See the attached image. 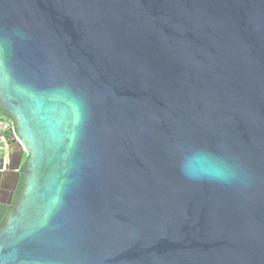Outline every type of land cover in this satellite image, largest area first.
Segmentation results:
<instances>
[{"label":"water","instance_id":"water-1","mask_svg":"<svg viewBox=\"0 0 264 264\" xmlns=\"http://www.w3.org/2000/svg\"><path fill=\"white\" fill-rule=\"evenodd\" d=\"M0 108V264H264V0H0Z\"/></svg>","mask_w":264,"mask_h":264},{"label":"flooded vegetation","instance_id":"flooded-vegetation-1","mask_svg":"<svg viewBox=\"0 0 264 264\" xmlns=\"http://www.w3.org/2000/svg\"><path fill=\"white\" fill-rule=\"evenodd\" d=\"M1 109V108H0ZM2 110V109H1ZM3 111V110H2ZM2 111L0 112V119L7 125V127L9 126L10 127V129H11V131H12V135H13V137L12 138H16V133H15V124H14V121H13V119H9V118H7V117H5L3 114H2ZM5 125H3L2 123H0V134L1 133H3V134H7V131H6V129H4L5 127H4ZM10 146L12 147V149H11V151L12 150H14V148H15V146L16 145H14V142L13 143H11L10 144ZM12 154H13V152H12ZM12 154H11V157H12ZM27 155L26 154H24L23 155V158H22V162L24 161V158L26 157ZM13 159V158H12ZM11 159V162H10V164H9V166H8V170H7V173L9 174V172H13V171H11V169L13 168V166H14V164H13V160ZM22 162H21V164H20V167H19V169H18V173H19V177H18V181H17V184H16V188H15V191L13 192V195H12V198H11V202H10V205H0L1 207H3V208H10V210L15 206L14 204H15V202H17L16 200V198H15V196H16V192H17V188H18V184L20 183V179H21V171H20V169H21V165H22ZM9 176L10 175H6L5 177H8L9 178ZM23 178H24V175H23V177H22V187H23ZM10 180H7V181H5V179L4 180H2V189L0 190V191H2V192H4L7 188H9L10 187ZM21 191V190H20ZM2 192H0V201H3V202H8V197H6L5 195H3V193ZM20 193L21 192H19L18 193V197H19V195H20ZM16 199V200H15Z\"/></svg>","mask_w":264,"mask_h":264},{"label":"trees","instance_id":"trees-1","mask_svg":"<svg viewBox=\"0 0 264 264\" xmlns=\"http://www.w3.org/2000/svg\"><path fill=\"white\" fill-rule=\"evenodd\" d=\"M2 110L0 109V112H1ZM2 114L5 116V117H7V118H9V119H13L6 111H2ZM14 121V120H13ZM14 124H15V121H14ZM27 160H28V157L26 156L25 158H24V161L22 162V165H21V169H20V171H21V179H20V183L18 184V188H17V194H16V196H15V198L17 199H15L17 202L19 201V197H18V193L19 192H22V189H23V187H22V177H23V175H24V173H25V171H26V166H27ZM21 190V191H20ZM17 202H15V204L17 203ZM14 204V205H15ZM11 210H10V208H3V207H1L0 206V229L6 224V219H7V216H8V214H9V212H10Z\"/></svg>","mask_w":264,"mask_h":264}]
</instances>
